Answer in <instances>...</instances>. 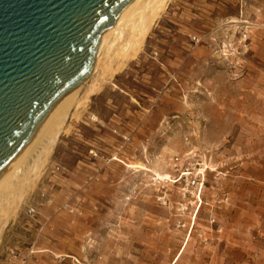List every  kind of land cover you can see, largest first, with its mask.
Returning <instances> with one entry per match:
<instances>
[{"label":"rangeland","instance_id":"rangeland-1","mask_svg":"<svg viewBox=\"0 0 264 264\" xmlns=\"http://www.w3.org/2000/svg\"><path fill=\"white\" fill-rule=\"evenodd\" d=\"M252 174L264 175V0H171L68 119L0 264H264Z\"/></svg>","mask_w":264,"mask_h":264},{"label":"water","instance_id":"water-1","mask_svg":"<svg viewBox=\"0 0 264 264\" xmlns=\"http://www.w3.org/2000/svg\"><path fill=\"white\" fill-rule=\"evenodd\" d=\"M131 0H0V172L58 97L89 73Z\"/></svg>","mask_w":264,"mask_h":264},{"label":"bare ground","instance_id":"bare-ground-1","mask_svg":"<svg viewBox=\"0 0 264 264\" xmlns=\"http://www.w3.org/2000/svg\"><path fill=\"white\" fill-rule=\"evenodd\" d=\"M171 0H131L102 34L87 76L57 98L15 159L0 172V240L8 223L43 175L66 123L84 108L91 95L141 52L146 38ZM91 84H88L90 83ZM130 168L147 171L142 164ZM181 253L176 257V264Z\"/></svg>","mask_w":264,"mask_h":264},{"label":"crops","instance_id":"crops-1","mask_svg":"<svg viewBox=\"0 0 264 264\" xmlns=\"http://www.w3.org/2000/svg\"><path fill=\"white\" fill-rule=\"evenodd\" d=\"M251 96H253V95H251ZM251 178L254 179V180L259 181L261 184H264V175H263V177L259 178L258 175H253L252 174Z\"/></svg>","mask_w":264,"mask_h":264},{"label":"built area","instance_id":"built-area-1","mask_svg":"<svg viewBox=\"0 0 264 264\" xmlns=\"http://www.w3.org/2000/svg\"><path fill=\"white\" fill-rule=\"evenodd\" d=\"M192 186H200V189H202V187H203V183L200 184V183H198V182H196V181H192Z\"/></svg>","mask_w":264,"mask_h":264}]
</instances>
